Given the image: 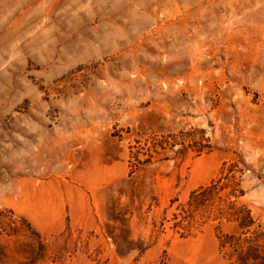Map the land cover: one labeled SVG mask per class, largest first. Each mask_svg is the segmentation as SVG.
Masks as SVG:
<instances>
[{
  "label": "rangeland",
  "instance_id": "374dc122",
  "mask_svg": "<svg viewBox=\"0 0 264 264\" xmlns=\"http://www.w3.org/2000/svg\"><path fill=\"white\" fill-rule=\"evenodd\" d=\"M211 180L248 232L174 226ZM245 239L264 253V0H0V264H238Z\"/></svg>",
  "mask_w": 264,
  "mask_h": 264
},
{
  "label": "trees",
  "instance_id": "16d2710c",
  "mask_svg": "<svg viewBox=\"0 0 264 264\" xmlns=\"http://www.w3.org/2000/svg\"><path fill=\"white\" fill-rule=\"evenodd\" d=\"M224 188H226V185H217L216 181L211 180L208 185L200 186L191 191L187 203L179 213L180 220L174 223V226L180 225V222L189 224V221L194 217V213L199 209H211V212L216 216L215 218L227 217L228 221L237 222V228L240 232H248L254 223L250 211L246 207L235 208L232 202H224L219 196V192ZM29 229L30 226L27 225V230ZM229 238L232 239L233 237ZM244 241V246L236 245L232 247L229 258L236 256L238 264H264L262 247L254 239H245ZM224 246L225 242H221L220 247Z\"/></svg>",
  "mask_w": 264,
  "mask_h": 264
}]
</instances>
